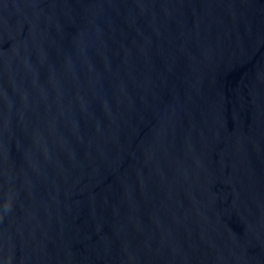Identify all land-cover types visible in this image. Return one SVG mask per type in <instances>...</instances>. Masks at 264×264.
Listing matches in <instances>:
<instances>
[{
    "label": "water",
    "instance_id": "water-1",
    "mask_svg": "<svg viewBox=\"0 0 264 264\" xmlns=\"http://www.w3.org/2000/svg\"><path fill=\"white\" fill-rule=\"evenodd\" d=\"M0 264H264V0H0Z\"/></svg>",
    "mask_w": 264,
    "mask_h": 264
}]
</instances>
